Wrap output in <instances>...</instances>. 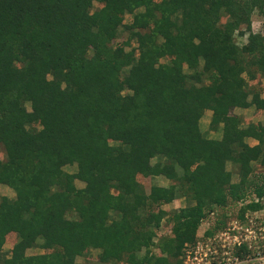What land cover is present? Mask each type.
I'll list each match as a JSON object with an SVG mask.
<instances>
[{"label": "trees", "instance_id": "trees-1", "mask_svg": "<svg viewBox=\"0 0 264 264\" xmlns=\"http://www.w3.org/2000/svg\"><path fill=\"white\" fill-rule=\"evenodd\" d=\"M256 12L264 0H0V186L16 194L0 199V264H79L93 249L104 264H183L209 212L261 200L264 125L235 113L264 111ZM207 111L220 139L201 129ZM154 177L170 185L145 186ZM178 194L190 205L169 215Z\"/></svg>", "mask_w": 264, "mask_h": 264}, {"label": "rangeland", "instance_id": "rangeland-1", "mask_svg": "<svg viewBox=\"0 0 264 264\" xmlns=\"http://www.w3.org/2000/svg\"><path fill=\"white\" fill-rule=\"evenodd\" d=\"M160 1V0H159ZM101 5H99L98 3L95 4V8H100ZM132 21V17L131 16H126L125 18V23H130ZM252 28L254 32H262L264 31V17H261L258 12H256L253 17H252ZM127 38L126 34H123L118 40L117 42H123L125 39ZM247 38L248 37H244L243 39L237 37V43L241 46L243 44H245L247 42ZM136 46V43L135 45ZM260 81L257 80V84L254 83V86H256V88H258V90L264 92V79L262 78H258ZM261 88V89H260ZM235 113L238 114L239 116H241L242 120H243V124L244 126H247L250 123H255V124H263L264 125V111H257L255 109V107H250L248 109H236ZM211 119H212V112L207 111L204 115V117L201 120V129L203 131V133L205 134V136H207L208 138L211 139H220L221 138V133L220 132H214L210 129V123H211ZM249 144L251 146H255L257 144V141L253 140V139H249L248 140ZM5 157V153L0 149V159H3ZM254 171L251 174V180L254 183V185H252V191H254V186L258 185V186H263L264 185V167H262L260 164H254ZM227 169L229 171H231L233 173L232 178H233V182H239L240 181V175L239 172H237V169L231 164L229 163L227 166ZM64 170L68 173H75L77 171L76 167H72V166H67L64 168ZM143 182L145 183V186L149 187L151 185H157L160 187H168L170 185V181L168 179H166L165 177H154V178H149V179H145L143 180ZM77 186L79 188H83L84 184L80 181L76 182ZM255 193L253 192L251 194L248 195L246 201H243L241 203H236V202H230L226 207L224 208H215L213 209L211 212H209V215L207 216V218L204 220V222L202 223V225H200L198 232H197V236H196V240L194 243H198L201 242L202 240L207 239L209 236V234L207 232V230H212V228L214 229L215 223L217 220H223L225 221V225L223 226L226 227V225L228 223H231L235 220L238 219V217L241 218V216L244 217V215H248V217H252L254 216V212H251V210L246 211L243 214H240V209L245 205V204H249L251 203L250 201L254 198ZM15 192L14 190L10 189L7 186H0V199L2 197H8L10 199H15ZM260 199V198H259ZM262 202H264V197L260 200ZM190 205L189 202H187L186 198L182 197L180 194L177 195L176 200L171 203L170 205H164L162 207V209L166 210L169 215H172L174 212L186 207ZM264 205V204H263ZM256 211V210H254ZM261 216V213L260 215ZM245 218V217H244ZM169 218H165L162 222L160 231H159V237H169L171 234V229H172V224L168 221ZM247 220V218H246ZM224 230V229H223ZM221 230H213V233L216 231H223ZM214 235V234H213ZM159 237H157L155 239V242H158L160 239ZM18 240V235L16 234H10L7 237V241L6 244L4 246V254L9 255V253L11 252L13 246L16 244ZM189 244V247L194 245L196 246V244ZM153 250H155V253L160 254V251L157 250V248H153ZM47 253V251L42 250L41 248H33L30 249L28 251V255H38V254H45ZM144 253V251H143ZM143 253L141 255H143ZM99 255H100V250H95L93 249L91 251V254L87 257V258H78V262L79 264H104L101 263L99 261ZM197 256V260L194 259L195 254H192L191 256V261L195 262V263H204L207 260H202L201 255H196ZM185 261L191 262L188 257L185 258ZM110 264H116V263H110ZM119 264H126L124 262H121Z\"/></svg>", "mask_w": 264, "mask_h": 264}, {"label": "built area", "instance_id": "built-area-1", "mask_svg": "<svg viewBox=\"0 0 264 264\" xmlns=\"http://www.w3.org/2000/svg\"><path fill=\"white\" fill-rule=\"evenodd\" d=\"M253 203H260V199L254 195L250 201ZM254 216L237 220L228 223L226 227L222 228L223 231L207 230L206 234L210 231L212 235L201 242H196V246L186 245L183 264H199L191 261L192 254H195L194 259L197 260L196 255H201L202 260H209L200 264H264V207L262 209L251 211ZM261 213V216H259ZM247 218V220H246ZM215 227V226H214ZM214 234V235H213ZM247 247L244 257L236 255L239 250L234 248L243 249ZM208 248L209 250H205ZM212 248H223L225 250H211ZM191 262H186L185 258Z\"/></svg>", "mask_w": 264, "mask_h": 264}, {"label": "flooded vegetation", "instance_id": "flooded-vegetation-1", "mask_svg": "<svg viewBox=\"0 0 264 264\" xmlns=\"http://www.w3.org/2000/svg\"><path fill=\"white\" fill-rule=\"evenodd\" d=\"M205 250H209V249L206 248ZM211 250H225V249H223V248H217V249L212 248ZM233 250H251V248H250V249H248L247 247H245V248H243V249H237V248H234ZM214 264H215V263H214Z\"/></svg>", "mask_w": 264, "mask_h": 264}]
</instances>
